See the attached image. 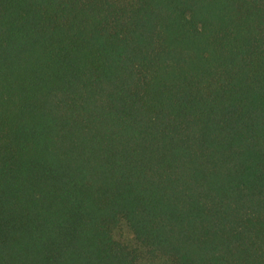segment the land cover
<instances>
[{"label":"trees","instance_id":"obj_1","mask_svg":"<svg viewBox=\"0 0 264 264\" xmlns=\"http://www.w3.org/2000/svg\"><path fill=\"white\" fill-rule=\"evenodd\" d=\"M0 264H264V0H0Z\"/></svg>","mask_w":264,"mask_h":264},{"label":"rangeland","instance_id":"obj_2","mask_svg":"<svg viewBox=\"0 0 264 264\" xmlns=\"http://www.w3.org/2000/svg\"><path fill=\"white\" fill-rule=\"evenodd\" d=\"M116 235L118 237H123L125 240H128L131 238V234L129 233L128 229L125 226H122L117 232Z\"/></svg>","mask_w":264,"mask_h":264}]
</instances>
